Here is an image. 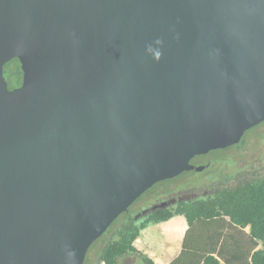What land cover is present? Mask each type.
Segmentation results:
<instances>
[{"label":"water","instance_id":"95a60500","mask_svg":"<svg viewBox=\"0 0 264 264\" xmlns=\"http://www.w3.org/2000/svg\"><path fill=\"white\" fill-rule=\"evenodd\" d=\"M263 122L264 0H0V264H85Z\"/></svg>","mask_w":264,"mask_h":264},{"label":"trees","instance_id":"16d2710c","mask_svg":"<svg viewBox=\"0 0 264 264\" xmlns=\"http://www.w3.org/2000/svg\"><path fill=\"white\" fill-rule=\"evenodd\" d=\"M5 69L11 71L16 83L21 82L17 59L10 61ZM226 176L229 178L228 173ZM171 181L174 180L166 182ZM180 215L186 218L188 229L180 254L170 264H264V177L218 189L208 197L182 201L176 209H158L141 220H134L131 212L124 213L104 234L122 222L116 238L102 249L100 263L119 264L122 257L135 255L144 264H156L134 244L143 230ZM123 216L125 219L119 221ZM229 228L235 229L239 236L226 232ZM260 245L262 248H258Z\"/></svg>","mask_w":264,"mask_h":264},{"label":"rangeland","instance_id":"374dc122","mask_svg":"<svg viewBox=\"0 0 264 264\" xmlns=\"http://www.w3.org/2000/svg\"><path fill=\"white\" fill-rule=\"evenodd\" d=\"M7 77L10 79L8 74ZM249 146H252L250 148V152L245 151L242 154L241 151H239V153L235 156V158H238L239 161L235 165L236 170L244 168L243 170L245 171L247 169H249V171H258V168L262 166V163H264V123H261L259 126L248 130L244 135L242 143L239 147L234 146L224 150H215L206 154L202 163H210L212 165L206 168L202 173H198L197 171L184 172L178 177L174 178V181H163L158 183L154 185L151 190L147 192V194L145 193V195L139 199L137 205L139 204V207L141 206L144 208L148 205H156L158 203L168 202L171 199L192 195L194 193L199 199L211 196L213 189L215 187H220V185L226 188L236 185L242 180H239V177H236L235 179V176L232 179L227 178L226 172L231 171L228 160L234 157V153L238 149H244ZM123 219H125V216L121 217L119 221ZM121 223L122 222H119L113 228L112 232L108 233L106 236L104 235L105 237L101 239V241L93 249H91L90 253L87 254L85 264H102L99 261L101 251L106 246L107 242L116 238L117 229L120 227ZM245 231L249 232V229ZM226 232L236 235L237 237L239 236V234L233 228H229L226 230ZM138 246L139 245L136 247ZM258 248H262V246L260 245ZM138 250L150 258L149 253H146L145 250H141V247H138ZM119 264L144 263L135 255H129L122 257L119 260Z\"/></svg>","mask_w":264,"mask_h":264},{"label":"crops","instance_id":"0c3cea01","mask_svg":"<svg viewBox=\"0 0 264 264\" xmlns=\"http://www.w3.org/2000/svg\"><path fill=\"white\" fill-rule=\"evenodd\" d=\"M187 229L186 218L175 216L167 222L143 230L134 245H139L141 250L149 253L156 264H170L181 252Z\"/></svg>","mask_w":264,"mask_h":264},{"label":"flooded vegetation","instance_id":"af4514ba","mask_svg":"<svg viewBox=\"0 0 264 264\" xmlns=\"http://www.w3.org/2000/svg\"><path fill=\"white\" fill-rule=\"evenodd\" d=\"M10 63V62H9ZM8 64V63H7ZM6 64V65H7ZM6 65H5V67H6ZM20 65V64H19ZM5 67H4V74H5V77H6V80H7V82H8V86H9V89H14V88H18V87H20L21 85H22V80H21V82H15V80L13 79V77L11 76V71L9 70V69H5ZM20 69H21V67H20ZM5 71H7V73H5ZM7 74H8V76L10 77V79H8V77H7ZM22 77H23V74H22ZM22 79V78H21ZM15 83V84H14ZM11 84H14V85H11ZM264 123V122H263ZM259 126V125H258ZM257 127V126H256ZM246 134V133H245ZM244 134V135H245ZM243 138H244V136H243ZM243 138H242V140H243ZM242 143V141L239 143V144H236V145H234V146H237V147H239L240 146V144ZM254 143V142H253ZM252 143V144H253ZM234 146H231V147H234ZM252 146H249V147H247V148H242V149H238L235 153H234V157L233 158H230L229 160L228 159H226V160H228V162L230 163V167H231V171H228V172H226V173H228V176H229V178L230 179H232L234 176H235V179H236V177H239L240 179L239 180H242V181H244V180H247V179H256V178H260V177H264V163H262V166L261 167H259L258 168V171H249V169H247L246 171L245 170H243L244 168H241V169H238V170H236L235 168H236V164L239 162L238 161V158H235V156L239 153V151H241V153L243 154L245 151L246 152H250V148H251ZM228 148H230V147H228ZM227 149V148H226ZM205 158V155H201V156H196V157H194L192 160H191V164L192 165H194V166H196V167H203L204 169L201 171V172H198V173H202L203 171H205V169L206 168H208L209 166H211L212 164H210V163H207V164H205V163H202L203 162V159ZM208 165V166H207ZM233 170H234V172H233ZM193 171H196V170H193ZM190 172V171H189ZM161 183V182H160ZM238 184V183H237ZM224 187H222L221 185H220V187H215L214 189H213V191H212V194H214L218 189H223ZM151 189H149L147 192H149ZM147 192H146V194H147ZM211 194V195H212ZM145 194H143L141 197H143ZM192 195H195V197H193V198H187V196H190V195H187V196H184V197H177V198H174V199H171V200H175V203H171V200L169 201L170 203L168 204V206L167 207H164V208H169V209H176L177 207H178V205H179V203H181L182 201H188L189 199H191V200H196V199H198L197 197H196V194L194 193V194H192ZM141 197L139 198V199H141ZM183 198H185V200L183 199ZM139 199L128 209V211L127 212H125L126 214L127 213H130L131 212V214H132V216H133V218H134V220H141V219H143V218H145V217H148L152 212H154V211H156V210H158V209H161L160 207H157L155 210L153 209V207L154 206H158L159 204H161V203H158V204H152V205H148L147 207H144V208H142L141 206L139 207V204L137 205V202L139 201ZM143 200V199H142ZM163 203V202H162ZM137 205V206H136ZM144 212H146L145 214H144ZM123 215V214H122Z\"/></svg>","mask_w":264,"mask_h":264}]
</instances>
